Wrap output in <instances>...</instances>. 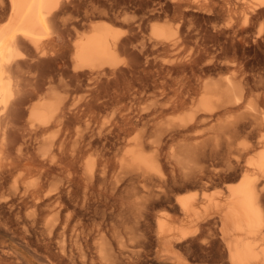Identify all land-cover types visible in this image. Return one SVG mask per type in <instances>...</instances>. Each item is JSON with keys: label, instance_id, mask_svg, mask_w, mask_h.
I'll list each match as a JSON object with an SVG mask.
<instances>
[{"label": "bare ground", "instance_id": "bare-ground-1", "mask_svg": "<svg viewBox=\"0 0 264 264\" xmlns=\"http://www.w3.org/2000/svg\"><path fill=\"white\" fill-rule=\"evenodd\" d=\"M217 223L264 264V0H0V233L43 264H142L154 233L180 264Z\"/></svg>", "mask_w": 264, "mask_h": 264}, {"label": "rangeland", "instance_id": "rangeland-1", "mask_svg": "<svg viewBox=\"0 0 264 264\" xmlns=\"http://www.w3.org/2000/svg\"><path fill=\"white\" fill-rule=\"evenodd\" d=\"M211 191H213V189H211L210 192ZM98 217L100 219H98ZM98 217L97 218L96 217H86L85 220L83 221L84 225L87 228V230L84 233V235H82V236H84V237H82L83 239L80 238V240L82 239L81 243H80V240L78 239L79 243H80V248L79 249L76 248L78 246H75V245L72 244L73 240H75L76 238L74 239V236H73L74 234L69 232V231H68L69 233L67 232L64 235L61 234L62 236L61 235L52 236L53 246L55 247L57 245H59V246L62 245V246L65 247V250H69L70 248L72 250H75V248H76V250L77 249L78 250H85V248H86V250H88V252L90 254L92 253L91 255H93V256H96L95 254H97L98 250L100 249L101 243L103 241L111 243L112 246L115 247L116 246V242H115V238H114L113 233L111 231L107 232L108 231V229H107L108 227H106V226H108L109 222H107V221L105 222L102 219V217H100V216H98ZM211 227H214L213 232H210L209 230H205L201 234H199L200 236L198 235V238H196L194 240L196 242L192 241V244H191V242H189V244L191 246H193V247H191L188 243H185V246L188 245L191 250H187L188 247H184L187 251L184 248H181L182 251L179 249V252H177V255L179 257V261H177L178 263H180V264H229V263L226 262L225 259L222 258V255L220 256L221 253L219 254V252H220L219 250H221V248L223 249V246H224L223 242L221 240L220 224L217 223L216 226H215V224L214 225L212 224ZM102 228H103L104 231L102 230ZM97 229H99V230L97 231ZM87 232H89L88 235L86 234ZM69 234H70V236H73V239H71L72 237L71 238L69 237ZM150 234H152V235H150ZM153 234L154 233H148L147 235H145L142 238V240H144V238H146L145 241L147 243L149 242V240L152 241L151 242V246H147L146 242H145L146 243L145 247L143 245H140L141 246L140 247L139 244H136V245H138V246H136L138 250H139V248H141L140 250H142V251L144 250L142 252V254H143L142 258H144V259H142L143 260L142 264H162L160 261L157 260L156 255L154 253L156 250H160V248H161L160 247L161 246L160 243L161 242L159 240H156V238L154 237L155 235H153ZM86 235H87V237H86ZM147 236H149L148 239H147ZM41 237H42V235L39 233L38 238H41ZM59 237H61V238H59ZM150 237H152V238H150ZM42 238H45V237L43 236ZM153 238H155V239H153ZM58 239H59V241H58ZM33 240L36 241L34 238H33ZM0 244H3L5 249H8V250L10 249L9 251L13 250V251H16V252L20 253L22 255V257L24 258V260L28 264H39L41 262L38 258H33L34 256L32 257V255L28 254L27 251H25L24 248L19 246L17 243L14 242V240L10 239L7 235H4L2 233H0ZM65 244H66V246H65ZM146 247H147V249L149 248V250H147ZM150 248H152V250H150ZM208 248L210 249V251H209ZM37 250H42V249L38 248ZM145 250H146V252H145ZM192 250H194V251H192ZM197 253H198V255H197ZM145 254H146V256H145ZM152 254H154V255H152ZM36 259H38V260H36Z\"/></svg>", "mask_w": 264, "mask_h": 264}]
</instances>
